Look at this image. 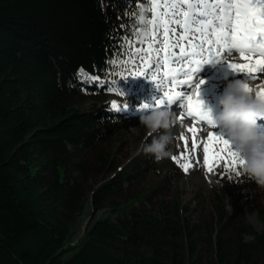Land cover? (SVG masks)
Wrapping results in <instances>:
<instances>
[{
  "label": "trees",
  "instance_id": "1",
  "mask_svg": "<svg viewBox=\"0 0 264 264\" xmlns=\"http://www.w3.org/2000/svg\"><path fill=\"white\" fill-rule=\"evenodd\" d=\"M147 15L144 0H0V264H264V187L240 167L239 175L222 174L212 190L218 230L206 240L204 259L198 226L171 186L183 169L155 159L148 139L91 189L90 215L99 216L77 238L86 154L132 125L105 100L118 95L109 88L131 102L139 97L124 82V61L137 42L138 18ZM80 68L104 85L87 89ZM99 157L94 169L101 174L111 157ZM150 171L158 174L143 190L120 198ZM164 195L172 196L171 212L164 203L156 211L147 206ZM253 213L261 230L230 245L222 228L235 224L243 238L242 220Z\"/></svg>",
  "mask_w": 264,
  "mask_h": 264
},
{
  "label": "snow or ice",
  "instance_id": "2",
  "mask_svg": "<svg viewBox=\"0 0 264 264\" xmlns=\"http://www.w3.org/2000/svg\"><path fill=\"white\" fill-rule=\"evenodd\" d=\"M151 4L150 19H142L148 40L145 47H135L129 43L124 61L128 76H147L156 83L163 96L156 101L154 109L161 108L167 101L171 105L183 97L188 102L187 115L197 121H203L213 129L216 122L203 107L199 99V81L196 85L195 99L176 89L187 85L191 88L195 73L207 63L224 60V56L239 53L245 63H228L233 72L249 74L252 80L255 73H264V0H148ZM123 59V58H122ZM139 62V63H137ZM116 64L119 61H111ZM127 66H135L131 71ZM161 70L162 74H161ZM81 75H87L84 69ZM159 74V75H158ZM124 77V78H126ZM90 79H97L92 76ZM246 92L252 89L244 84ZM110 92L123 95L121 90L109 88ZM264 100V90L255 93ZM126 108L127 105H124ZM148 109L150 106H140ZM183 107V103L181 105ZM112 108L119 111L121 106L116 101ZM153 109V110H154ZM193 133L192 148L199 145L195 139L197 129H189ZM185 146L187 140L182 136ZM217 145H221L217 151ZM211 146V147H210ZM203 160L206 169L211 172L218 168L219 161H224L225 170L235 172L237 165L243 168L244 161L238 152L233 150L232 143L223 135L209 133L203 145ZM174 162L187 173L190 163L187 156H174Z\"/></svg>",
  "mask_w": 264,
  "mask_h": 264
},
{
  "label": "rangeland",
  "instance_id": "3",
  "mask_svg": "<svg viewBox=\"0 0 264 264\" xmlns=\"http://www.w3.org/2000/svg\"><path fill=\"white\" fill-rule=\"evenodd\" d=\"M78 75V74H77ZM79 80L81 79L80 76ZM83 78L87 75H83ZM91 77V76H90ZM80 82L86 87L93 88L101 85V82H98L97 79L85 82L82 79ZM259 84L264 82V73H260L258 79L255 81ZM133 85V82L130 86ZM261 85H264L261 84ZM144 83L140 82L138 87H143ZM148 88V86H147ZM151 96L148 95V98ZM81 100V99H80ZM115 100V97H109L105 100V103L108 105L109 110H114L112 108V101ZM81 100L82 105H86V102ZM96 103H100L99 99L96 98ZM124 105H127L126 108L129 107V104L126 102ZM128 110V109H127ZM133 110V111H138ZM126 118L129 120L128 122H132V125L126 131L122 132L120 135L116 136L109 142H105L99 145H96L93 150H90L86 154V165L88 168L87 180H86V201L84 202L83 213L80 217V228H79V236H81L84 232V227L87 226V222L91 220L93 216L95 218L99 216V213L91 214V206H90V196L91 189H95L101 182L108 180L113 176L112 170L115 166L120 165L122 163L127 162V157L138 155V153L142 150V141L143 139H148V142L151 144L154 138H157L159 133H163L165 130L160 129L159 133L151 132L140 122V117L133 118V114H125V112H121ZM177 122L171 128V134L174 139L171 143L168 144L167 150L172 153L170 158L177 156H187V161H182L183 163H190L191 167H189L187 173L183 170V176L178 181L172 180L171 186L174 188L176 193V198L179 200L186 208V212L184 214L185 217L188 218L193 224L198 226V244L197 251H200L203 258H207L210 256V250H208L206 240L211 235L215 234L218 230V227L214 225V222H211V215L215 211V202L213 200L212 190L219 187V177L224 173L225 175H229L232 172H228L225 170L224 161L218 162L220 165L218 168H214L213 171L209 172L205 164L202 161V148L203 142L205 139L200 141L201 137L203 138L207 136L206 128H204L200 123H195L187 116H183L181 114H176ZM203 124V122H202ZM191 127L197 129L195 133V139L199 147L195 150L192 148L193 141V133L189 131L192 129ZM222 135V134H220ZM184 137L187 140V147L185 146L184 140L181 137ZM229 139V137H225ZM230 140V139H229ZM221 145H217V151ZM233 147V146H232ZM110 156L111 167L103 166L101 170V174L95 171V163L98 161L97 158ZM163 159V160H165ZM199 164V166H197ZM237 165L235 172H237ZM110 168H113L112 170ZM155 173L150 171L148 175L141 180L139 183L135 185H128L122 191L121 199H126L127 197H132L133 194L143 190L145 186L149 182L155 179ZM164 172H162V175ZM125 187V186H124ZM157 202L164 203L167 205V209L171 212L170 208L172 205V196L164 195L157 198H152L149 202L148 207L154 208L157 210ZM170 207V208H169ZM242 224L245 228L246 233H243V238L239 234H236L235 224L229 223L225 228H222V234H224L227 238H229L230 245H233L234 242L243 239L244 241H250L253 238L252 231L259 232L262 228V223L256 214H246V216L242 220ZM76 241V240H75ZM260 254L258 252L253 253V257L258 259ZM68 258V256H66Z\"/></svg>",
  "mask_w": 264,
  "mask_h": 264
},
{
  "label": "clouds",
  "instance_id": "4",
  "mask_svg": "<svg viewBox=\"0 0 264 264\" xmlns=\"http://www.w3.org/2000/svg\"><path fill=\"white\" fill-rule=\"evenodd\" d=\"M224 61L227 62L228 57ZM244 84L237 81L232 91L221 98L219 103L222 111L215 122L222 126L233 150L244 161L243 172L264 187V132L258 130V120L264 118V100L256 97L255 88L249 83L251 95L246 92ZM140 122L151 132L165 130L147 145L146 151L157 160L170 158L172 153L167 150V146L174 139L171 128L177 122L176 114L168 109L156 108L141 115Z\"/></svg>",
  "mask_w": 264,
  "mask_h": 264
},
{
  "label": "bare ground",
  "instance_id": "5",
  "mask_svg": "<svg viewBox=\"0 0 264 264\" xmlns=\"http://www.w3.org/2000/svg\"><path fill=\"white\" fill-rule=\"evenodd\" d=\"M77 74H78V76H80L81 79L84 80L85 82L91 80L89 75H87V79H86V77L83 78V77H82L83 75H81V72H80V71H79ZM261 90H264V85H258V86L255 88V93H256V92H259V91H261ZM249 94H250V93H249ZM203 139H204V138H203V136H202L201 139H200V141L202 142ZM197 166H199V164H198Z\"/></svg>",
  "mask_w": 264,
  "mask_h": 264
}]
</instances>
